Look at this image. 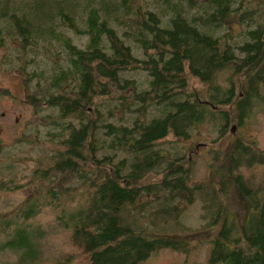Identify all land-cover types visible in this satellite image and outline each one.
Instances as JSON below:
<instances>
[{
    "label": "trees",
    "instance_id": "16d2710c",
    "mask_svg": "<svg viewBox=\"0 0 264 264\" xmlns=\"http://www.w3.org/2000/svg\"><path fill=\"white\" fill-rule=\"evenodd\" d=\"M236 23L237 39L229 32ZM1 44V62L20 73L35 112L54 110V175L65 183L39 198L56 205L64 190L82 189L72 238L89 264H138L162 247L188 250V238L150 234L125 219V210L137 214L142 198L153 205L150 215L177 219L199 193L225 200L229 183L248 209L237 224L226 202L202 203L207 226L217 225L206 264H264V173L250 178L241 171L255 166L251 154L264 165L263 149L238 140L227 149V166L225 158L216 164L225 153L219 145L209 148L218 191L207 182L188 184L192 133L208 123L216 133L210 142H217L264 103V0H0ZM223 69L225 87L216 80ZM36 164L39 180L53 179L42 157ZM29 199L18 209L21 220L7 211L11 219L0 225L6 233L14 225L11 246L19 251L37 208Z\"/></svg>",
    "mask_w": 264,
    "mask_h": 264
},
{
    "label": "rangeland",
    "instance_id": "374dc122",
    "mask_svg": "<svg viewBox=\"0 0 264 264\" xmlns=\"http://www.w3.org/2000/svg\"><path fill=\"white\" fill-rule=\"evenodd\" d=\"M233 25L229 32L237 39V34L242 30V26L239 23ZM226 31L224 27L220 29L221 34ZM5 50L6 48L1 44L0 181L3 184L0 188V213L4 212V216H0V225H4L8 219H11L9 214L5 215L7 211L13 213L14 218L21 220L17 214L18 209L29 198L31 204H35L37 208L35 215L28 219L29 224L25 226L27 243L21 251L11 246V240L16 238L14 225H10V230L13 231L10 233L2 231L0 227V264H89V254L83 252L82 246L72 238V213L77 211L76 199L82 189L74 185L64 190L63 196L59 200H55L56 205L54 202L49 203L52 201L51 197L42 196L39 198L42 192L48 194V188L58 189L65 183L64 177H62L64 181H61L60 175H54L57 158L54 148H57L58 144L51 141L48 134V131L54 129L49 115V113H54V110L45 108L35 112L33 105L26 100L27 92L24 91L20 73L5 69L1 62V54ZM237 53L239 54V52ZM38 58L44 60L40 55ZM229 68L232 70L230 66ZM228 72L229 69H223L217 73L216 80L223 87L227 84L224 78ZM235 75V84L237 85L242 80V73L237 72ZM196 84L198 88L203 86H206V89L210 88L204 83L196 82ZM119 114V110L114 111V116ZM235 133L236 135H234ZM215 134L209 128L208 123L201 124L199 131L192 133L189 141L192 162L188 184L207 182L206 184L214 185L218 191L220 173L215 169H210L209 160L212 156V149L209 148H216L219 145L220 153L223 151L225 153L220 155L216 164L225 158L224 163L227 166H229L227 149L232 148L238 140L250 141L252 145H257L264 151V103L255 104L253 112L242 126L236 127L234 131H228L221 140L210 142ZM242 136L244 137L242 138ZM180 141L181 139L178 140L179 144H181ZM163 146L165 147L166 143ZM169 151L173 154L176 149L169 148ZM54 152L55 155H51ZM38 157H42L43 165L48 167L47 175L54 176L53 179L39 180L37 175L32 173L33 168L37 166ZM249 157L255 166L242 167V173L250 178L253 175L251 173L260 176L264 173V165L257 163V158L255 159L253 154ZM8 163L10 165L6 166ZM156 176L155 174L154 177ZM93 179H95L94 176ZM14 183L17 186H14ZM228 188L225 193L228 194L225 201L230 207L232 217H235L237 224H240L248 206L244 205V196L236 185L229 183ZM199 194L201 195L197 194L192 202L185 204L186 207L182 209L177 219L163 217L159 213L150 215L149 211L153 205H148L142 198L136 205L137 214H135V210L133 212L125 210V219L126 217L133 219L135 225H146L150 234H161L178 239L186 237L189 241L188 250L162 247L138 264H206L209 252L207 239L214 232L211 230L216 231L217 225H214L213 229L207 226L209 219L205 215L206 209L202 207V203L208 201L207 204L217 208L220 199L216 194L214 199L206 201L204 195L206 196L207 193ZM67 195L69 198H66ZM152 198L153 196L148 200L154 204ZM143 207L144 210H142ZM155 207H158V203L155 204ZM209 214L213 215L214 211L209 210Z\"/></svg>",
    "mask_w": 264,
    "mask_h": 264
},
{
    "label": "water",
    "instance_id": "95a60500",
    "mask_svg": "<svg viewBox=\"0 0 264 264\" xmlns=\"http://www.w3.org/2000/svg\"><path fill=\"white\" fill-rule=\"evenodd\" d=\"M235 128H236L235 125H232V126H231V131H234Z\"/></svg>",
    "mask_w": 264,
    "mask_h": 264
},
{
    "label": "flooded vegetation",
    "instance_id": "af4514ba",
    "mask_svg": "<svg viewBox=\"0 0 264 264\" xmlns=\"http://www.w3.org/2000/svg\"><path fill=\"white\" fill-rule=\"evenodd\" d=\"M241 92H242V91H241ZM222 103H223V101L220 102V104H222ZM220 201H222L223 203L226 202L225 200H220Z\"/></svg>",
    "mask_w": 264,
    "mask_h": 264
}]
</instances>
